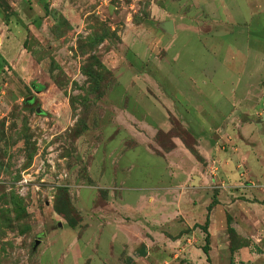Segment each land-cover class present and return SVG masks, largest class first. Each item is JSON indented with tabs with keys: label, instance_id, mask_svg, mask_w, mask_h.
<instances>
[{
	"label": "rangeland",
	"instance_id": "obj_1",
	"mask_svg": "<svg viewBox=\"0 0 264 264\" xmlns=\"http://www.w3.org/2000/svg\"><path fill=\"white\" fill-rule=\"evenodd\" d=\"M222 39L264 43L258 1L0 2V264H264V96Z\"/></svg>",
	"mask_w": 264,
	"mask_h": 264
},
{
	"label": "crops",
	"instance_id": "obj_2",
	"mask_svg": "<svg viewBox=\"0 0 264 264\" xmlns=\"http://www.w3.org/2000/svg\"><path fill=\"white\" fill-rule=\"evenodd\" d=\"M252 1H258L259 6L262 7V9L264 10V6H263L264 0H252ZM249 5H252V3L249 2ZM223 6H225L224 2H223ZM252 21L255 22V19L252 18ZM239 25H241V23ZM245 25H248V24L245 23ZM255 40H258V39H255ZM255 40H252V42L249 40H243L241 47L239 49H234L235 52L232 50L233 48L231 44L227 42V40L225 41L222 39V42L220 43V46L218 48L217 47L215 48L212 46V49L216 50L218 57H220V55L222 56V52L225 50V53H226L225 58L233 57L231 59V62H233L232 64H235V63L240 64V68H239L240 74H241L240 76L242 75L246 76L250 81L249 87L247 86V90H245L242 93L243 95H245L248 101L250 100V95L254 96V98L255 96H259V97L264 96V84L263 82H261L262 79H264V76L262 77V66L263 65L261 64L264 61V43L258 40L257 41L258 44H256L254 47L251 48L250 45L252 43H255ZM250 48L252 50V55H250L251 54ZM224 59H223V62H224ZM225 62L227 63V60H225ZM247 102H244V103L247 104ZM244 110L249 111V108L248 109L244 108ZM249 117L250 115H248V118ZM260 119L263 120L264 122L263 116ZM244 131L245 130H243V132Z\"/></svg>",
	"mask_w": 264,
	"mask_h": 264
},
{
	"label": "trees",
	"instance_id": "obj_3",
	"mask_svg": "<svg viewBox=\"0 0 264 264\" xmlns=\"http://www.w3.org/2000/svg\"><path fill=\"white\" fill-rule=\"evenodd\" d=\"M1 1L4 2V0H0V2H1ZM3 5H5V3H4ZM104 40H105V38H104V36H102V37H99V38H98L97 42H103ZM91 58H93V57H91ZM96 61H97V60H95V66L97 65V62H96ZM95 66H93V63H91V65H89L88 67L90 68V71L93 70V72H95ZM93 72H91V75H94ZM96 73H97V72H96ZM97 74H98V73H97ZM208 224H209V219H207V223H206V225L203 227L204 232L207 233L206 238H205V240H206V245H205L204 248H203V251H204L206 254H209V251H210V234H208V228H207ZM233 251H234V250H233ZM144 254H145V253H144ZM231 264H236V262L234 261L233 258H232V262H231Z\"/></svg>",
	"mask_w": 264,
	"mask_h": 264
},
{
	"label": "water",
	"instance_id": "obj_4",
	"mask_svg": "<svg viewBox=\"0 0 264 264\" xmlns=\"http://www.w3.org/2000/svg\"><path fill=\"white\" fill-rule=\"evenodd\" d=\"M162 28H163L166 32H168L169 34H174V32H175L174 23H173V21H171V20L165 22V23L163 24ZM38 111L40 112V110H38ZM197 180H198V177L196 176V177H195V181H197Z\"/></svg>",
	"mask_w": 264,
	"mask_h": 264
}]
</instances>
